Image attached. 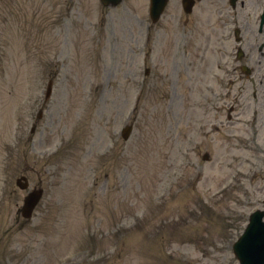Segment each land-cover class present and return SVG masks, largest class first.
<instances>
[{"label":"rangeland","instance_id":"374dc122","mask_svg":"<svg viewBox=\"0 0 264 264\" xmlns=\"http://www.w3.org/2000/svg\"><path fill=\"white\" fill-rule=\"evenodd\" d=\"M143 2L101 9L98 0H0V264H237L230 244L264 198V100L249 88L239 96L236 81L208 112L197 106L202 89L189 102L183 88L165 89L162 72L175 70H167L164 23L144 43ZM32 43L40 47L34 65L21 52ZM50 57L56 78L45 105ZM86 60L101 67L98 82L76 72ZM143 63L147 92L123 141L113 130L126 121L127 85L141 81ZM23 169L45 195L20 228L21 192L3 191Z\"/></svg>","mask_w":264,"mask_h":264},{"label":"flooded vegetation","instance_id":"af4514ba","mask_svg":"<svg viewBox=\"0 0 264 264\" xmlns=\"http://www.w3.org/2000/svg\"><path fill=\"white\" fill-rule=\"evenodd\" d=\"M264 0H238L228 9L229 20L239 23V41L242 49L241 64L251 68L259 82L264 83ZM261 11V12H260ZM264 96V94H263Z\"/></svg>","mask_w":264,"mask_h":264}]
</instances>
